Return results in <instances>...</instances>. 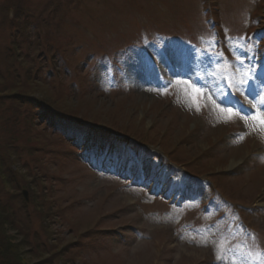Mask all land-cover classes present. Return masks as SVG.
<instances>
[{
  "label": "rangeland",
  "instance_id": "374dc122",
  "mask_svg": "<svg viewBox=\"0 0 264 264\" xmlns=\"http://www.w3.org/2000/svg\"><path fill=\"white\" fill-rule=\"evenodd\" d=\"M41 97L97 128L34 127L19 99ZM262 100L264 0H0L3 171L52 203L11 245L24 264H264Z\"/></svg>",
  "mask_w": 264,
  "mask_h": 264
},
{
  "label": "trees",
  "instance_id": "16d2710c",
  "mask_svg": "<svg viewBox=\"0 0 264 264\" xmlns=\"http://www.w3.org/2000/svg\"><path fill=\"white\" fill-rule=\"evenodd\" d=\"M42 75H43V72H37L35 74V76H37L38 78L42 77ZM10 95H15V93L10 94ZM19 103L20 105H24L25 107H28L29 111H28V114L27 113L26 114L28 115L29 121L32 123L34 127L37 126V123H38L37 118L42 114H52L53 116H56L59 118L62 117L61 115H66V112H64L61 108H59L58 106L54 104L49 103L43 97H41L40 99L39 98L19 99ZM41 127H42V124H41ZM46 128L47 126L45 125L43 127V132L45 131ZM12 146L13 145H11V143L9 144L3 143L2 148H0V168L2 170L0 172V175H2L0 176L1 178L2 177L6 178L9 174V170L5 168V171H3L4 170L3 168H4V164L7 163L8 161V157L10 158L8 151L11 148H13ZM39 171L41 170L39 169ZM37 176L38 174L36 171V177ZM21 177L22 176H19L20 180L18 178H15L14 180V178L12 177L11 181H9V178H6V180L9 183V186L6 185L5 187H3L4 190L3 188L1 189L6 192V195H9L10 203H3L0 201V264H24L20 258V254H18L17 247H19V245L17 246L11 245V242H10L11 238L7 235V233H5L6 231L5 228L12 225L13 226L12 230L18 233L20 237H22L23 239H26L27 241L28 236L31 235V226L33 223V219H37L39 218V216L47 218L49 211H46V210L47 208L49 210V207L52 204L46 195L42 197L41 195L37 193L38 190L36 188L37 185L35 181H32L31 183L25 182V184L23 185V182L25 180L23 181ZM36 177H34V179ZM13 181H15V186H12ZM6 187H9L11 190L7 191ZM24 187L28 188L29 190L34 189V191L36 192V193H32L33 198H32V202L30 203V206H28L25 203V201L22 200V198H20V196L17 195L16 193L13 195H10L11 191H13V193L15 191L18 193L20 191V188H24ZM29 208H32L33 212H30ZM43 223L44 225L42 224V226L43 228H45V235L47 237V240H50V235L52 234L48 228L49 225L45 221H43ZM33 239H35V236L33 237ZM37 245L38 244L35 243L34 251L36 252L34 253L33 257L31 256L32 258H36V259L40 257L39 251H38L40 249H38ZM47 248L48 249L46 250L45 254H43L44 256L46 254L49 255L47 259L58 257L59 253L57 252V246L50 245Z\"/></svg>",
  "mask_w": 264,
  "mask_h": 264
},
{
  "label": "snow or ice",
  "instance_id": "6c2138e0",
  "mask_svg": "<svg viewBox=\"0 0 264 264\" xmlns=\"http://www.w3.org/2000/svg\"><path fill=\"white\" fill-rule=\"evenodd\" d=\"M250 79V77H248L247 73L244 74V78H242L241 83L242 84H246L247 80ZM186 83V82H185ZM189 87H191V85H188ZM195 93H200V89H194ZM193 103H196V97L193 96ZM261 105L264 106V100L261 101ZM197 111H199V107L197 106ZM223 111V110H221ZM243 111V108L237 109L236 112H233L231 108L228 109V115L225 117V120H231L234 117H238L239 119H244L243 116H240L239 113ZM253 119H256L258 121V124L261 127H264V117H253Z\"/></svg>",
  "mask_w": 264,
  "mask_h": 264
},
{
  "label": "water",
  "instance_id": "95a60500",
  "mask_svg": "<svg viewBox=\"0 0 264 264\" xmlns=\"http://www.w3.org/2000/svg\"><path fill=\"white\" fill-rule=\"evenodd\" d=\"M23 195L26 197V192H23Z\"/></svg>",
  "mask_w": 264,
  "mask_h": 264
},
{
  "label": "bare ground",
  "instance_id": "6f19581e",
  "mask_svg": "<svg viewBox=\"0 0 264 264\" xmlns=\"http://www.w3.org/2000/svg\"><path fill=\"white\" fill-rule=\"evenodd\" d=\"M234 163V162H233ZM234 165L233 164H231V166L230 167H233Z\"/></svg>",
  "mask_w": 264,
  "mask_h": 264
}]
</instances>
